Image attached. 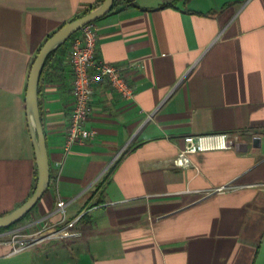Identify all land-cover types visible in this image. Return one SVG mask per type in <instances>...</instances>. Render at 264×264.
I'll use <instances>...</instances> for the list:
<instances>
[{
    "label": "crops",
    "instance_id": "0c3cea01",
    "mask_svg": "<svg viewBox=\"0 0 264 264\" xmlns=\"http://www.w3.org/2000/svg\"><path fill=\"white\" fill-rule=\"evenodd\" d=\"M97 1L0 0V216L34 182L30 63ZM125 1L92 25L98 59L134 66L135 97L94 84L84 126L96 135L64 154L71 72L68 50L56 54L38 85L49 186L19 230L55 224L63 200L82 236L38 245V264H264V0ZM204 134L230 147L192 154L198 172L170 165L184 137Z\"/></svg>",
    "mask_w": 264,
    "mask_h": 264
},
{
    "label": "built area",
    "instance_id": "2783aa9c",
    "mask_svg": "<svg viewBox=\"0 0 264 264\" xmlns=\"http://www.w3.org/2000/svg\"><path fill=\"white\" fill-rule=\"evenodd\" d=\"M97 35L92 23L85 25L79 33L68 43V64L71 72V96L73 106L65 131L63 153L68 154L76 144L93 138L94 130L85 128L84 124L89 113V103L93 94V86L99 81H104L110 89L116 92L123 100L131 101L135 97V89L128 83L124 76L127 67L105 63L96 57ZM136 67H140L136 65ZM229 134H204L186 136L183 138V147L178 154L169 160L170 165L176 168L198 169L191 162L190 156L194 153L222 150L230 147ZM230 184L213 188L209 194L222 193L232 190ZM55 212L59 220L49 226L41 227L31 232L18 233L11 231L12 236L6 239L7 234L0 232V246L9 248L7 256L18 254L28 248L38 246L51 240H75L82 236L78 228L79 218L67 219V202L58 200Z\"/></svg>",
    "mask_w": 264,
    "mask_h": 264
},
{
    "label": "water",
    "instance_id": "95a60500",
    "mask_svg": "<svg viewBox=\"0 0 264 264\" xmlns=\"http://www.w3.org/2000/svg\"><path fill=\"white\" fill-rule=\"evenodd\" d=\"M113 3L114 0H103L96 8L64 24L46 39L36 54L28 72L25 92L27 127L34 152L36 184L33 193L20 206L0 216V229H7L21 220L37 204L49 186L48 155L38 106V84L45 60L82 27L109 14Z\"/></svg>",
    "mask_w": 264,
    "mask_h": 264
},
{
    "label": "trees",
    "instance_id": "16d2710c",
    "mask_svg": "<svg viewBox=\"0 0 264 264\" xmlns=\"http://www.w3.org/2000/svg\"><path fill=\"white\" fill-rule=\"evenodd\" d=\"M103 0H99V1H97L96 3H94L93 5H91L90 7H88L87 9H85L80 15H78V16H76L74 19H76V18H78V17H80L81 15H83V14H86L87 12H89L90 10H92V9H94V8H96L101 2H102ZM131 2L130 1H125L122 5H128V4H130ZM121 5L119 4V2H118V0H114V3H113V7H112V10L111 11H114V10H117V9H119V7H120ZM79 33V31L78 32H76V33H74L65 43H63L62 45H60L59 47H57L54 51H52L48 56H47V58H46V60H45V63H44V67H43V70H42V73H41V76H40V79H39V82H40V80H41V78H42V76H43V74L45 73V71H47L48 70V68H49V65H50V63L51 62H53L54 60L55 61H57V63L58 64H60V63H62V60L64 61V59H62V57L60 56L59 58H57V59H55V57H56V54L57 53H62L63 55L66 53V51L68 50V43H69V41L73 38V37H75L77 34ZM52 35V34H51ZM50 37V36H49ZM40 49V48H39ZM39 51V50H38ZM38 51H37V53H38ZM36 53V54H37ZM35 58V57H34ZM34 58L32 59V61H31V63H30V66H29V69H30V67H31V65H32V63H33V60H34ZM29 72V71H28ZM39 85V84H38ZM35 184H36V169H35V171H34V182H33V187H32V191H31V193H30V195L33 193V190H34V188H35ZM29 195V196H30ZM28 196V197H29ZM33 209V208H32ZM31 209V210H32ZM30 210V211H31ZM29 211V212H30ZM29 212L21 219V220H19L18 222H16L15 224H13L12 226H10V227H8L7 229H0V232H5L6 230H9V229H11V228H13V227H15V226H19V225H21L23 222H24V220L26 219V217L28 216V214H29Z\"/></svg>",
    "mask_w": 264,
    "mask_h": 264
},
{
    "label": "rangeland",
    "instance_id": "374dc122",
    "mask_svg": "<svg viewBox=\"0 0 264 264\" xmlns=\"http://www.w3.org/2000/svg\"><path fill=\"white\" fill-rule=\"evenodd\" d=\"M19 226H15L9 229L8 233L10 234H7V236H4V237H6L7 239L8 237L12 236L13 234H11L12 233L11 231L19 230ZM17 232L21 234L24 233L23 230L22 231L19 230ZM38 247L39 246H34L18 254L8 256L4 259H0V264H38V258L36 257V254L34 252L35 249H38ZM47 256H49V254Z\"/></svg>",
    "mask_w": 264,
    "mask_h": 264
}]
</instances>
